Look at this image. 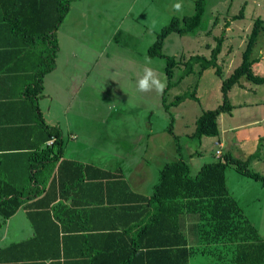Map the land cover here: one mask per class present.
<instances>
[{
    "label": "rangeland",
    "instance_id": "obj_1",
    "mask_svg": "<svg viewBox=\"0 0 264 264\" xmlns=\"http://www.w3.org/2000/svg\"><path fill=\"white\" fill-rule=\"evenodd\" d=\"M197 0H78L73 7L71 23L83 24L78 37L80 65L75 74L80 90L75 104L84 134L76 147L75 159L83 164L123 168L129 173L135 168L140 176L143 193H152L162 168L167 163L184 159L194 177L207 164L219 161L218 138L204 137L201 143L189 136L196 129L197 119L206 111L222 104L221 86L242 63V56L257 18L264 20V0H206L202 26L183 36L170 34L163 53L178 60L201 55L210 58L216 37L226 31V41L219 56L223 76L215 69L199 75L200 67L180 84L167 91L184 70L177 64L174 78L166 75L167 60L150 58L149 49L162 29L177 17L181 21L195 13ZM179 4L177 9L175 5ZM245 6V18L233 20ZM229 22V27L226 24ZM256 75L264 77V27L252 59ZM150 61V63H147ZM146 68L154 70L166 87L162 94L154 90L141 92L138 81ZM69 66L60 65L61 76L68 79ZM65 72V73H64ZM245 84V88L241 86ZM197 91L200 102L187 99L179 106L166 109L177 96ZM236 108L233 114H222L220 138L225 149L243 161L256 154L249 169L264 176V84L246 78L229 93ZM67 100V98H66ZM69 118V116H68ZM78 119L74 114L73 119ZM233 130V127H237ZM240 127V128H239ZM173 128L178 141L169 133ZM256 139V142L252 140ZM74 146V145H73ZM181 146V147H180ZM181 149V151H179ZM121 168V169H122ZM229 194L264 241V186L241 173L237 166L226 170ZM208 257L199 255L192 264H207Z\"/></svg>",
    "mask_w": 264,
    "mask_h": 264
},
{
    "label": "crops",
    "instance_id": "obj_2",
    "mask_svg": "<svg viewBox=\"0 0 264 264\" xmlns=\"http://www.w3.org/2000/svg\"><path fill=\"white\" fill-rule=\"evenodd\" d=\"M77 2L52 32L58 13L51 0H0V181L22 192L19 209L5 221L0 218V264H117L130 248H140L132 240L137 229H130L143 212L133 209L137 200L123 196L130 202H109L120 193L96 179L94 168L115 169L85 164L94 168L81 180L79 167H61L64 160L78 162L76 147L84 134L78 110L71 112L80 93L72 80L80 65L75 45L87 28L69 24ZM54 39L59 46L56 67L36 94L37 75ZM61 64L69 66V79L59 73ZM50 128L60 129L63 147V156L52 164L47 158L57 154L58 143L56 137L50 139ZM122 171L131 191L152 194L143 193L135 168ZM186 221L188 230L193 221L188 216ZM189 241V246L197 243L194 237Z\"/></svg>",
    "mask_w": 264,
    "mask_h": 264
},
{
    "label": "trees",
    "instance_id": "obj_3",
    "mask_svg": "<svg viewBox=\"0 0 264 264\" xmlns=\"http://www.w3.org/2000/svg\"><path fill=\"white\" fill-rule=\"evenodd\" d=\"M51 1L58 13L56 25L51 30L55 32L69 14L72 2L78 0ZM205 6L206 0H197L195 13L192 16L185 17L182 21L177 17L173 18L171 23L162 29L157 41L149 49L150 58L162 57L167 60L165 70L170 80L174 78V68L177 64L184 65L180 78L174 83L170 82L167 91L192 75L196 66L200 67L199 75L209 69H215L216 75L223 76L219 56L226 41V31L216 37V46L212 49L210 58L195 55L184 61L182 58L178 60L175 56H166L163 53L164 42L170 34L177 33L183 36L197 31L202 26ZM245 9L243 6L233 20L244 19ZM229 25L228 22L226 28ZM263 27L264 20L257 18L243 53L242 63L222 82V104L214 110L204 112L197 119L196 129L189 137L197 140L198 143H201L204 137L216 138L220 135L218 119L222 114H232L235 109L229 93L242 78L258 85L264 84V77L256 75L253 68L258 60L252 59ZM54 40L44 56L43 67L37 75L36 94L42 93L44 77L56 67L55 60L59 46L57 40ZM187 99L200 102L197 91L194 90L177 96L170 104L165 103V107L169 109L179 106ZM43 126L46 127L44 123ZM168 131L178 141L173 128ZM60 136L59 128H50V139L56 137L58 143L57 154L53 158H47L50 164L56 163L63 156ZM256 158L258 157L254 154L243 161L234 157L229 151L219 157V161L204 165L194 177L190 173L189 164L184 159L167 163L161 170L152 194L148 197L131 191L124 180L121 168L113 173L67 160L61 163V167L68 165L79 167L81 180L85 179L90 168H94L98 173L96 177L98 181H106L114 193H120V198L110 197L111 203L130 202L123 196L137 200L138 206H133V209L137 210L138 207L143 212L133 225L130 224L131 222L129 224L132 225L131 230L136 228L138 231L132 240L135 246L140 248H130L126 256L117 258V264H192L193 259L199 255L208 257L207 264H264V241L261 240L258 230L244 216L237 200L230 196L226 180L228 166L235 165L241 173L262 182L264 186V176L249 169L251 161ZM40 161L43 164L44 160ZM21 196V191L0 181V218L5 221L19 209L22 205ZM186 216L193 221L188 230ZM1 226L0 221V228ZM192 237L197 241L195 246H189V238ZM142 240L144 243L140 244Z\"/></svg>",
    "mask_w": 264,
    "mask_h": 264
},
{
    "label": "clouds",
    "instance_id": "obj_4",
    "mask_svg": "<svg viewBox=\"0 0 264 264\" xmlns=\"http://www.w3.org/2000/svg\"><path fill=\"white\" fill-rule=\"evenodd\" d=\"M175 7L179 9L180 5L177 4ZM147 63H150V61H147ZM165 87L166 83L162 82L151 68H146L144 74L138 81V90L141 92L154 90L157 94H162Z\"/></svg>",
    "mask_w": 264,
    "mask_h": 264
},
{
    "label": "built area",
    "instance_id": "obj_5",
    "mask_svg": "<svg viewBox=\"0 0 264 264\" xmlns=\"http://www.w3.org/2000/svg\"><path fill=\"white\" fill-rule=\"evenodd\" d=\"M216 146L219 148L218 151H217V157H221L222 156V150L224 148V145L221 142H217L216 143Z\"/></svg>",
    "mask_w": 264,
    "mask_h": 264
}]
</instances>
